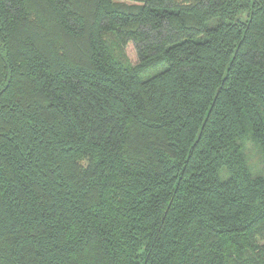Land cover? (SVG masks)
<instances>
[{
  "label": "trees",
  "instance_id": "obj_1",
  "mask_svg": "<svg viewBox=\"0 0 264 264\" xmlns=\"http://www.w3.org/2000/svg\"><path fill=\"white\" fill-rule=\"evenodd\" d=\"M129 1L0 0V264H264V0Z\"/></svg>",
  "mask_w": 264,
  "mask_h": 264
},
{
  "label": "rangeland",
  "instance_id": "obj_2",
  "mask_svg": "<svg viewBox=\"0 0 264 264\" xmlns=\"http://www.w3.org/2000/svg\"><path fill=\"white\" fill-rule=\"evenodd\" d=\"M118 3H131L129 0H114ZM216 21H212L211 24ZM114 51L117 55L124 56L132 64L137 63V56L134 50V47L131 42H128L126 45H114ZM242 155L243 160L246 165V169L252 176H261L264 177V159L259 150V147L255 145L250 138H246L242 144ZM225 171H221V176L224 175Z\"/></svg>",
  "mask_w": 264,
  "mask_h": 264
}]
</instances>
